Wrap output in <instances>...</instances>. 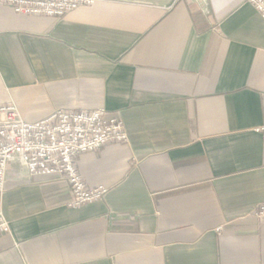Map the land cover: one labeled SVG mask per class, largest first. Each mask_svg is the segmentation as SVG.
<instances>
[{
    "label": "crops",
    "instance_id": "0c3cea01",
    "mask_svg": "<svg viewBox=\"0 0 264 264\" xmlns=\"http://www.w3.org/2000/svg\"><path fill=\"white\" fill-rule=\"evenodd\" d=\"M35 121L105 107L128 143L0 194V264H264V18L247 0H97L64 17L0 3V104ZM11 173L19 170L11 166Z\"/></svg>",
    "mask_w": 264,
    "mask_h": 264
},
{
    "label": "built area",
    "instance_id": "2783aa9c",
    "mask_svg": "<svg viewBox=\"0 0 264 264\" xmlns=\"http://www.w3.org/2000/svg\"><path fill=\"white\" fill-rule=\"evenodd\" d=\"M97 0H0L18 14L64 17ZM264 18V0H247ZM264 134V126L258 128ZM129 136L121 117L107 108L57 109L31 121L24 119L15 103L0 104V194L15 184L37 178L62 179L70 185V207L103 199L108 188L93 187L84 180L78 167L79 156L114 143H128ZM19 170L11 173V166ZM253 214L264 217V202ZM11 231L10 222L0 211V235Z\"/></svg>",
    "mask_w": 264,
    "mask_h": 264
}]
</instances>
